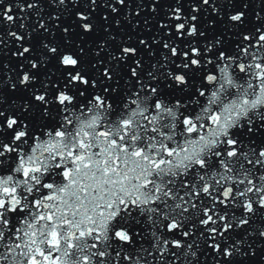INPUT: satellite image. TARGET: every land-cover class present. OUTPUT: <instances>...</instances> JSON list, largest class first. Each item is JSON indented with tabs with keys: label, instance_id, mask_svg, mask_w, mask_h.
Listing matches in <instances>:
<instances>
[{
	"label": "water",
	"instance_id": "obj_1",
	"mask_svg": "<svg viewBox=\"0 0 264 264\" xmlns=\"http://www.w3.org/2000/svg\"><path fill=\"white\" fill-rule=\"evenodd\" d=\"M158 7H159V5L156 6V9ZM205 8L211 9L209 7H205ZM167 21L168 20H165V22H167ZM144 28L147 31V39L149 41H153V40L157 39L158 37H160L159 41L162 42V40L164 38V33L157 29V25H155V23H148L147 22V24L144 25ZM166 41H165V43H166ZM77 48L78 49L69 50V48L64 43V44H62V45H60L58 47V50L61 51V52H64V53H72V54H76V55H79V56L81 55L80 53H85L86 52L83 48H80L79 46H77ZM79 49L82 52H80ZM86 54H88V53H86ZM235 77L239 78L240 74L236 73ZM199 84L200 83H198V85ZM202 84H203V82H202ZM189 86L190 85L186 86L185 89H187ZM254 87L256 88V90L250 92V94L254 93V94L258 95V94H260V92H264V82H259L258 81V82L255 83ZM202 94H203L202 92L198 93V95H202ZM250 94L248 95L249 97H251ZM198 95H196V94H188L186 99L187 100H193ZM248 102H249V105L253 106L251 99H249ZM210 105H211V103H209V102L201 101V100L198 101L197 107L200 108L201 113H202L200 116H198L199 118H204L207 114H212V113L216 114L217 113L213 109H209ZM238 105H240L239 101H238ZM253 107L257 108L256 106H253ZM253 107H251V110H252V112L254 114L252 116H249V117H252V118H254V116L256 117V114L253 111ZM236 109L238 110V114H234V115H235V118H237V120H239V117L244 116V113H243L242 109L240 108V106L237 107ZM219 111H221V110H219ZM120 114H122L123 116H128V112L126 110H116V111L111 112L110 115L112 117H117ZM196 119H197V116L192 118V123H193L192 126L191 125H186L187 127H190L188 129L190 131V134H192L193 131L195 133V131L199 129V125L196 122ZM247 120H248V118H247ZM210 128H211L212 131L214 130V127H210ZM237 128H238V125H235L234 126L235 130H231L230 129V131L233 132L232 135L234 137H236V138L234 139L231 136L228 137L227 143L229 145L226 144L225 142H217L216 141L217 139H213L212 141H208V142L202 143V144L206 145L205 148H204L205 151H211L210 153H212L213 155H218L219 156V155H221L223 153H226L227 151L236 152L237 158L235 160V164L237 165V167L239 169L238 171L235 172V174L230 175L231 179H230V181H228L226 183V186L228 187L227 190H226V186H222V183H219L220 186H218V185L205 186L203 188L204 198L217 200L215 203H213V205L216 208V211L219 212V213H224L226 210L230 209V210L233 211L234 214H238V212H236V211L240 210L239 207H242L241 202L245 201L246 204H247V209L244 212V217L246 219H249L252 223H249L248 225H244V226L240 225L239 230H237V234H238V232L242 233V231H240L241 229H245L246 232H250L252 229H254V231H253L254 234H255L254 238L258 237L259 241L264 243V213L262 212L263 211L262 209H259L261 205L259 204L257 206V202H256L255 198L250 195V189L253 188V183L251 182V178L252 177L249 176V175L254 174L255 172H257L258 170H261V167L263 165L259 164L257 166H253V165H255V162H250V161H247V160H243L241 158V154L239 153V151L237 150V147L235 146L236 145V143H235L236 139H238V144L239 145L241 144V141L239 140L241 138V135H240V133H238L236 131ZM180 131H181V129H180ZM182 133L185 136V138H187L189 141H191V142L193 141L192 138L189 137L188 133L187 134H184V132H182ZM199 143L201 144V141H199ZM216 144H220L224 149L216 147ZM231 144H234V145H231ZM195 145H198V143L196 142ZM157 150L160 153V157L163 159V168H162V170H166L167 167L169 166L170 169L176 171L175 179H173V180L167 179L165 181V183L168 186L172 187V186H176V185H184V184H186L188 182L189 179H192V178H193V182H192L193 184L197 185L198 184L197 180L201 181V178L196 175L197 173L195 172V169L193 170V169L190 168V167H193V164L190 163V167L184 166L182 164V162H181L182 158H177L176 159L177 167H173L172 162L175 159L174 154H178L180 151H183L184 150L183 147L175 148L174 151H173L174 154L169 152V151L163 150L161 148H157ZM190 152H193V150L191 149ZM243 156L245 157L246 154H243ZM253 167H255L254 170H253ZM223 168H227L226 165H223ZM256 168H257V170H256ZM178 170L180 172H178ZM226 171H228V169H226ZM73 173L80 175V171H79L78 168H76ZM241 174L244 176L245 179H247V182L246 181H241V180H239L237 178ZM164 178L165 177L163 176V177H160L159 179L163 180ZM214 178L216 180H219L220 182L224 181L222 179L221 175L219 174V167H218V169H215ZM178 180H179V182H178ZM6 184H7V188L6 189H10L11 188V186H10V178L7 179ZM244 184H245V186H242ZM142 185H144L143 182H135L134 183V187L135 188H126L124 186H121V184H117V185H113L112 187H110L109 190H111V189H113L114 191L115 190H121L123 192L126 190L125 194H126V198L127 199L145 203V198L148 196L149 192H148V188L147 187H143ZM103 186L104 187H108V184L104 183ZM140 186H142L143 188L140 187ZM14 187L26 191L31 196V198L33 199V196L31 195L32 187L26 186L23 183L21 185H16L15 184ZM188 187L192 188L191 185L188 186ZM219 191L223 192V198H221V196H218V198L216 197L215 193L219 192ZM87 192L91 193L90 191H87ZM185 192L188 193L189 192V188H186ZM158 198H159V195H157V200L155 201V205L161 204L166 199L165 197H161L159 199ZM186 201L187 200H184L183 203L180 206L184 205ZM111 204L112 205L110 206V210L108 211V213L105 210V213H106L105 214V216H106L105 229L109 233V235L112 237L115 234V232H116L117 225L124 221L125 216H126V212L125 211H116L115 210V202H111ZM180 206H178V208ZM0 208H1V201H0ZM260 218H262V219L260 220ZM218 228L219 227H216V228L210 230L209 231V235L203 236L202 238L194 241L195 245L205 244L203 247H201V250L199 251V253L206 252V250H204V248H206L207 246L211 247L212 245H222L223 247H226L225 248L226 250H229L231 248V245L223 244L222 241H214L215 237L217 238L218 235L223 234V233H218V232L214 233V231L215 230L217 231ZM13 231H14V229L11 226H8L7 224H3V223L0 222V233L1 232H5V233H7L9 235V237L12 236L13 239H15V241H16V245H19V244L23 245V244L26 243L27 244V250L25 251V253H28V251H29V242L27 241V239H29V236L24 234V233H13ZM139 233H141V232H139ZM226 233H227V230H226ZM239 236H240L239 238H241V235H239ZM110 240H111V238H110ZM140 246H141L140 242H138V241L135 242V244L133 245V248H132V255L133 256L134 255L137 256V257L141 256L142 251H141ZM10 247H12L10 243L4 245L3 247L0 246V258H1V254L2 253L5 254V252ZM254 247L257 248L258 251H263L264 250V245L263 246H258L257 244H255ZM62 248H65V246L63 245ZM210 249H208V250H210ZM33 253H34L33 247H31V249H30V256L31 257L33 256ZM199 256H201V255H199ZM185 257H188V253L187 252L185 253ZM34 259L35 258H32V262L34 261ZM119 260H120L119 258H116L115 262H117ZM209 263L210 264H216L215 257L209 258ZM237 264H239V262H237Z\"/></svg>",
	"mask_w": 264,
	"mask_h": 264
}]
</instances>
